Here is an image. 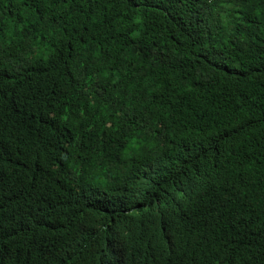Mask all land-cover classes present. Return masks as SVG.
<instances>
[{
	"label": "trees",
	"instance_id": "1",
	"mask_svg": "<svg viewBox=\"0 0 264 264\" xmlns=\"http://www.w3.org/2000/svg\"><path fill=\"white\" fill-rule=\"evenodd\" d=\"M0 264H264V0H0Z\"/></svg>",
	"mask_w": 264,
	"mask_h": 264
}]
</instances>
